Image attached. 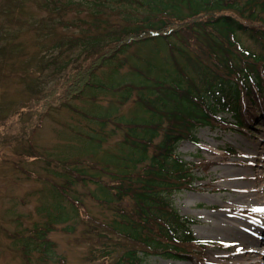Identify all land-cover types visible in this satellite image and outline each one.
I'll list each match as a JSON object with an SVG mask.
<instances>
[{
  "label": "rangeland",
  "instance_id": "obj_1",
  "mask_svg": "<svg viewBox=\"0 0 264 264\" xmlns=\"http://www.w3.org/2000/svg\"><path fill=\"white\" fill-rule=\"evenodd\" d=\"M86 3L0 0V264H105L115 258L105 255L109 247L97 252L106 242L116 245L117 238L95 223L119 218L132 201L105 202L99 188L115 184L107 172L126 159L125 135H139L149 124V56L161 65L170 57L172 64L181 63L185 51L191 53L178 39L134 45L97 69L90 87L78 94L84 83L79 72L92 61L76 39H106L112 25L130 22L116 7L104 6L94 18ZM245 42L264 54L263 41ZM70 43L78 46L67 50ZM158 74L150 71L151 78ZM71 83L76 85L65 98ZM253 122L251 134L213 125L198 129L197 142L177 145L181 157L199 164L194 190L176 192L171 200L210 247L201 250L198 263L148 256L146 264H244L252 247L246 233L264 228V213L241 211L258 209L254 193H238L255 185L248 188L240 180L244 174L264 176V115ZM146 164L130 170L134 177ZM49 221L50 230L37 232ZM257 234L264 242V233ZM257 251L264 256V243Z\"/></svg>",
  "mask_w": 264,
  "mask_h": 264
},
{
  "label": "trees",
  "instance_id": "obj_2",
  "mask_svg": "<svg viewBox=\"0 0 264 264\" xmlns=\"http://www.w3.org/2000/svg\"><path fill=\"white\" fill-rule=\"evenodd\" d=\"M82 1L87 2L94 18L104 6L110 11L116 7L120 13L126 12L125 17L130 16V22L112 25L105 33L106 39H76L82 41L80 50L92 61L79 72L84 83L75 89L78 94L90 87L97 69L134 45L178 39L183 41L184 51L191 52L185 51V59L173 64L171 57L158 65L149 56V124L141 126L139 135H125L126 159L115 163L117 170L107 172L115 184L99 188L105 202L128 197L132 205L127 211H117L119 218L97 220L96 229L117 238L116 245L110 247L113 244L108 246L106 242L97 252L102 254L109 247L105 255L115 254L105 264H146L145 258L152 255L199 260L203 244L194 237L190 221L179 214L171 200L172 194L195 188L193 165L179 156L176 147L180 141L196 142L197 130L208 124L230 123L234 128H246L262 109L264 54L246 45L244 37L258 35L264 42V0ZM203 32L206 34L200 36ZM73 44H68L67 50ZM150 71L159 74L151 78ZM73 85L76 84L66 86L65 98ZM140 102L144 106V100ZM218 107L230 110L233 118L215 121ZM128 126L129 132L135 131ZM155 140L158 142L153 143ZM131 151L134 153L128 158ZM144 161L147 164L143 171L134 177L130 170ZM51 226L49 221L45 229L37 232H47Z\"/></svg>",
  "mask_w": 264,
  "mask_h": 264
},
{
  "label": "bare ground",
  "instance_id": "obj_3",
  "mask_svg": "<svg viewBox=\"0 0 264 264\" xmlns=\"http://www.w3.org/2000/svg\"><path fill=\"white\" fill-rule=\"evenodd\" d=\"M253 37V36H252ZM244 38H249L248 37V35H246ZM249 39H253V41L254 42H259V41H262V39H261V36H258V35H256V36H254L253 38H249ZM260 52V51H259ZM260 114H262V115H264V105L262 106V109L260 110V109H258V111H257V113H256V115H254V116H252V118L253 119H255L257 116L259 117V115ZM233 114L231 113V111L230 110H228L227 108H222V107H218V109L216 110V112H215V121L216 120H218V119H220L221 117H226V119L228 118L229 120L230 119H232L233 118V116H232ZM229 116V117H228ZM232 117V118H231ZM227 119V121H229ZM257 120V119H256ZM223 124V125H222ZM222 124H208V125H205V126H202V127H200V128H204V127H207V126H213V125H215V126H221V127H223V126H227V127H230V128H234V127H232L231 126V124L230 123H227V124H224V123H222ZM254 125V122H252V123H250V125L249 124H247L246 125V128H241V129H239V128H234V129H236V130H239V131H241V132H243V131H246L248 134H251L253 131H252V126ZM196 135H197V133H196ZM180 142H182V141H180ZM179 142V143H180ZM187 142H194V141H187ZM197 142V141H196ZM178 143V144H179ZM261 144H264L263 142L261 143ZM177 148V147H176ZM176 151H177V149H176ZM228 151H231V152H233V150L232 149H228ZM255 153H257V154H260L261 152H259V150L258 149H255ZM179 154V153H178ZM179 156L181 157V155L179 154ZM182 159L184 160V161H186L183 157H182ZM187 162V161H186ZM189 163V162H188ZM191 165H193V167H192V170H193V175H194V169H195V167L199 164V163H190ZM262 179H264V176H262V175H255V174H249V175H246V174H244L241 178H240V180L241 181H244L245 183H247L248 184V188H251L252 186H253V184L255 183V185H254V187H253V189H251V190H248V189H244L242 192H238V193H242L243 195H245V196H247V195H249V194H251V193H254V195H255V198H254V202H255V204H256V206L258 207V209H264V185H262V183H260V181L262 180ZM194 181L196 182V178H195V176H194ZM194 182V183H195ZM256 185H258V188H256L255 189V186ZM259 190H261V191H259ZM241 211H242V213H246V214H248V213H250L251 211H252V208H247V207H242L241 208ZM182 216V215H181ZM185 217V216H184ZM187 218V217H186ZM189 221H190V229H191V231H192V224H193V221L191 220V219H189V218H187ZM252 225H254V223L252 222V224H251V226ZM220 228H222L221 226H220ZM229 228H227V230H228ZM253 231H255L256 232V234H253V233H251V235H250V232L248 233H246V237H245V242H246V244L248 245V244H251L252 245V247L250 248V250H249V252L245 255V256H243L242 257V259H243V261H244V264H253V262L255 263V264H262L263 263V261H264V256L262 255V253L261 252H259V251H257V247H259V245H262V243H264L263 242V239L262 238H258V234L257 233H264V228L263 227H254V226H252V228H251ZM231 230V229H230ZM192 234H193V231H192ZM194 235V234H193ZM194 237L196 238V236L194 235ZM197 239V238H196ZM197 240H199V241H201L202 242V244H203V250H205V249H207V248H209L210 247V243L209 242H206V241H202V240H200V239H197ZM234 240L235 241H238V239L237 238H234ZM222 245V244H221ZM237 245H239V243L237 242ZM253 247H255L256 249H254ZM199 256H200V254H198ZM152 256H155V255H152ZM200 258V257H199ZM171 260H182V261H189V262H193V260L195 261V263H198V262H200V260H196V259H192V260H187V259H171Z\"/></svg>",
  "mask_w": 264,
  "mask_h": 264
},
{
  "label": "snow or ice",
  "instance_id": "obj_4",
  "mask_svg": "<svg viewBox=\"0 0 264 264\" xmlns=\"http://www.w3.org/2000/svg\"><path fill=\"white\" fill-rule=\"evenodd\" d=\"M252 211L264 213V209H253Z\"/></svg>",
  "mask_w": 264,
  "mask_h": 264
}]
</instances>
